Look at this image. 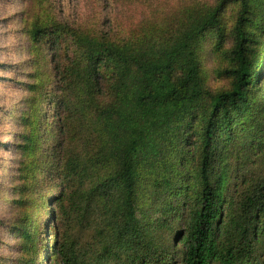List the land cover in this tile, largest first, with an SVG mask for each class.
Instances as JSON below:
<instances>
[{"label":"trees","instance_id":"obj_1","mask_svg":"<svg viewBox=\"0 0 264 264\" xmlns=\"http://www.w3.org/2000/svg\"><path fill=\"white\" fill-rule=\"evenodd\" d=\"M232 2L238 5L229 53L232 65L219 72L231 83L227 90L211 93L203 82L199 51L209 33L221 44L222 13ZM43 36L40 27L30 31L34 43ZM74 44L79 56L69 65L64 84L72 80L79 93L102 105L94 123L81 119L69 131L75 140L89 136L85 151L59 157L49 146L50 155L59 158L61 176L57 202L64 231L56 255L63 264H169L167 235L157 238L169 228L166 214L149 228L138 215L142 171L147 167L155 172L158 164L167 188L180 187L169 177L182 173L178 168L184 166L186 130L200 123L199 194L181 240V264H232L238 247L221 249L219 221L230 186L229 157L239 147L250 152L251 138L264 144V0H219L208 9L189 7L167 15L148 35L120 44L82 35ZM35 106L30 91L25 107L33 111ZM243 124L239 133L237 127ZM57 139L59 144L65 140L63 135L49 136L52 146ZM36 148L35 136L24 135L16 149L23 168ZM13 184L19 196L9 231L18 247V264H39L32 223L36 209L27 197V183ZM173 197L181 200L179 193ZM241 208L245 216L237 223L238 242L248 251L258 232L264 233V181L251 187ZM89 232L96 240L85 241Z\"/></svg>","mask_w":264,"mask_h":264},{"label":"rangeland","instance_id":"obj_2","mask_svg":"<svg viewBox=\"0 0 264 264\" xmlns=\"http://www.w3.org/2000/svg\"><path fill=\"white\" fill-rule=\"evenodd\" d=\"M218 1L0 0V264H18L20 256L15 238L9 231L14 202L19 196L13 180L27 183V197L36 209L32 223L37 262L44 264L47 260V264H63L55 253L64 231V225L58 219L61 176L60 161L56 156L85 151L89 136L75 140L69 131L78 126L81 119L87 125L94 123L98 107L102 105L101 101L79 93L72 80L64 84L69 65L79 56L75 39L82 35L120 44L130 38L146 36L155 27L160 28L167 15L189 7L208 9ZM237 10L236 2L229 3L223 10L221 44L217 43L214 33L207 34L201 44V74L211 93L227 90L231 83V79L219 72L232 65L229 53L234 45L232 29ZM35 26L44 30L43 38L37 43L30 38V31ZM30 91L36 101L33 111L25 107V97ZM244 126L237 127L239 133ZM200 129V123H193L186 130L184 166L178 168L182 173H173L169 177L174 183L178 181L180 187L167 188L160 178L164 171L158 164L155 172L147 167L142 171L138 215L149 228L159 216L166 214L169 228L159 231L157 238L160 234L167 235L165 244L172 249L169 264L182 263L181 240L186 235L199 194L201 145L196 131ZM29 133L35 136L37 148L28 156L23 168L22 155L16 149ZM53 134L63 135V144L57 139L52 146L49 136ZM250 142V152L239 147L229 157L230 186L219 221L221 249L238 247L233 252L232 264H264L262 231L258 232L248 251L238 242L237 223L245 216L241 204L251 187L257 181H264V144L255 137ZM49 146L56 156L50 155ZM176 193L181 194V200L173 197ZM261 219L258 218V224ZM149 234L152 235L150 231ZM94 240V233L85 235V241Z\"/></svg>","mask_w":264,"mask_h":264}]
</instances>
